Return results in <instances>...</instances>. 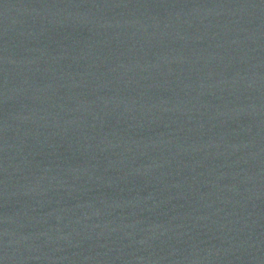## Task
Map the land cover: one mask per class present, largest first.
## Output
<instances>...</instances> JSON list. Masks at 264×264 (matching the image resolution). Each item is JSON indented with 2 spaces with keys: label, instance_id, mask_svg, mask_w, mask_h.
Here are the masks:
<instances>
[{
  "label": "water",
  "instance_id": "water-1",
  "mask_svg": "<svg viewBox=\"0 0 264 264\" xmlns=\"http://www.w3.org/2000/svg\"><path fill=\"white\" fill-rule=\"evenodd\" d=\"M0 264H264V0H0Z\"/></svg>",
  "mask_w": 264,
  "mask_h": 264
}]
</instances>
